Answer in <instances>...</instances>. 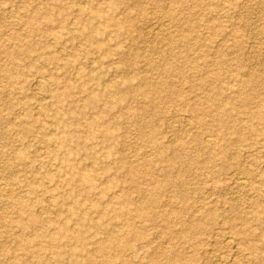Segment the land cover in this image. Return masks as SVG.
Here are the masks:
<instances>
[{"label": "rangeland", "instance_id": "rangeland-1", "mask_svg": "<svg viewBox=\"0 0 264 264\" xmlns=\"http://www.w3.org/2000/svg\"><path fill=\"white\" fill-rule=\"evenodd\" d=\"M170 37L177 40L171 48ZM249 73L264 79V0H0V177L14 184L0 193V264H72L70 247L95 264H264V145L257 143L264 111L250 118L256 101L264 109V81L245 83ZM38 76L46 78L42 88ZM215 88L222 124L208 99ZM253 93L259 96L248 108L227 103ZM148 99L155 103L144 109ZM141 122L152 123L155 136L149 128L140 135ZM103 129L123 145L103 146ZM196 133L211 135L213 148L192 142ZM155 140L172 145L191 170L168 172L174 186L158 193L143 222L135 212L144 197L134 186L164 180L165 165L149 166L135 184L119 157L148 159ZM207 151L217 155L207 159ZM88 171L96 176L95 193L71 180ZM234 172L247 188L229 180ZM107 177L116 181L111 193L126 195L125 209L98 192ZM171 205L189 207L175 229L201 221L184 238L153 224ZM20 213L40 220L23 230ZM130 222L147 235L132 242L133 254L109 263L96 256L90 226L124 231ZM223 232L235 233L253 254L242 258L224 244Z\"/></svg>", "mask_w": 264, "mask_h": 264}, {"label": "bare ground", "instance_id": "bare-ground-1", "mask_svg": "<svg viewBox=\"0 0 264 264\" xmlns=\"http://www.w3.org/2000/svg\"><path fill=\"white\" fill-rule=\"evenodd\" d=\"M174 16L175 15L170 14V18L171 19H174L173 18ZM161 26H163V25H161ZM251 29H253V28H251ZM254 31H255V29H254ZM255 34L256 33H254V35ZM168 41H169L168 44H169L170 48H171V46H173L177 42L175 37L168 38ZM9 56H12V55H9ZM219 62H222V59H219ZM216 74H218V73H216ZM248 77L249 78H248V80H245V83H247L249 85H252V84L256 85L258 82L260 83V82L264 81L263 78H260V76H258V75L255 76L254 73H249ZM44 78H45L44 76H38V78L35 80V83H36V85L38 87H41V88L43 87L44 83L42 82V79H44ZM205 79L206 78L204 77L203 81ZM211 80L213 81V83L214 82L216 83L218 81L217 78H214V79H211ZM211 80L208 79V82H210ZM205 82H207V79L205 80ZM256 88H257V86H256ZM159 89H160L159 86L158 87L157 86H153L152 92L154 94H157ZM216 90H218V89L215 88L214 94L211 97H209L208 99H209V102H212L213 105L217 104V108L220 110L219 114H221V115L216 120H217V122L219 124H222L224 122V119H223L224 118L223 117L224 114L223 113H224L225 110L223 109V105L221 103L222 100H220V97H219V91L216 92ZM39 92H40V90H39ZM143 94H145V93L143 92L142 95ZM254 94L255 93L250 94L248 96L247 95L243 96L241 94L239 96H235V97L229 98L227 103H229L231 106H237L238 107V105H239V107L248 108V105L250 104V100L252 98H254L255 96H257L258 93H256L255 95ZM258 96H259V94H258ZM261 97H263V96H261ZM122 100L123 99L121 97L116 98V102L117 103H121ZM154 100L155 99H151V100L148 99V102L146 103V106L144 107V109H146L147 107L153 106L154 103H155ZM256 104H257V107L259 108V110L256 109L257 111L255 110V112L251 113L250 118H252V119H259L261 117V115H262V110L264 111L263 107H261L260 100L256 101ZM198 108L199 107H197L195 109H198ZM117 119H118V117H117ZM186 121H187V119H186ZM188 121H189V119H188ZM189 122H191V121H189ZM136 126L139 129L140 135H145L146 134L145 133L146 129L149 128L150 132L148 134L151 135L152 137L155 136V132H156L155 130L156 129L154 128L152 123L150 124L148 122H141L140 124H138ZM31 128H32V126L29 125V127H27L26 130L27 129L29 130ZM251 130L254 131L253 125L251 126ZM112 133H113V131H109L108 129H103V130H100L98 132L97 138H99L101 140V142L103 143V146H104V144H106V145L108 144V146L113 145L115 147V146L118 145V143L120 145H123V143H122L123 141H119V142L118 141H114L115 139H114V135ZM260 135H261V137L258 139L257 143H259L261 145H264V129L262 130V134H260ZM92 136H93V134H92ZM153 139H155V137ZM213 141L214 140L211 138V135H208V134H205V133H203L202 135H201V133H196L192 137V142H194L196 145H199L200 147L208 149V151H209L210 147L214 144ZM152 144H153L152 146L154 147L155 153H154V155L152 157H149L148 159L141 160L137 156H135L132 159L131 163H130L129 161L126 162V160L129 159L126 156L121 155L119 157V160L122 163H128V166H127V168L125 170V173H126V176H128L130 180H134V181H131V182H134L135 184H136V180H135L136 178H138L139 176L144 175V174L148 175V173H146V172H147V168L149 166H154V165H157L159 163H163L165 165V170L162 173V176H163L164 180H157L156 178L152 177V178H150V187H148V188H144V187L142 188L141 187L140 188L139 187L140 185H138V184H136L134 186L135 188L139 189L140 193H142L143 197H144V201L137 206V209H136V212H135V216L137 218L142 219L143 222L147 221L145 219V217H146L145 216V209H147L151 205L153 206V205L159 203L158 193L167 192V191H169V189H171V187L174 186V184H172L173 181H171V178H170V175H169V173H172V172H170V170L171 171L174 170L175 173H177V174L181 173V172L182 173L183 172L186 173V172L191 170V166L190 165L184 164L182 161H180L182 156L173 149L172 145H169L167 147L166 146H158L156 140L153 141ZM105 148L107 150H109V151H111V149H112V148L107 147V146H105ZM211 148H213V147H211ZM167 149L170 150V154H167ZM221 150H222V153H224V148L223 149L220 148L219 152H221ZM109 151H107V153H109ZM208 151H207V153H208ZM144 154H146V153H144ZM214 155H217V154L214 153V152H209L208 155H207V159H213ZM18 156L20 157V155H18ZM144 156H146V155H144ZM92 159L93 158L90 157V160H92ZM179 162H181V163H179ZM237 172H239V171H237ZM95 177L96 176L94 174V171L93 172H89L88 171V172H80V173H78V176L77 177H72L71 180L74 179L77 184H80L82 186H86V187H88V189L90 191L91 190L94 191L95 190V188H94V180L96 179ZM104 179H105L104 187H102L98 192L101 195H103V196L107 195L108 198L111 201L115 202V204H119V206H121L122 209H125L126 206H127V203H128V199L126 198V195H124L123 197H117V195H116L117 193H111V187H112L111 184L115 183L116 181L113 178L108 179V177L104 178ZM229 180L234 181L233 183L236 184V186H238L239 188L240 187L241 188H247L249 186V183L247 182L248 180H246L245 178L239 177V175H237L236 172L230 174ZM36 183H37V181H36ZM174 183H175V181H174ZM13 185H14L13 183H8L6 180L4 181L3 177H0V193L7 192L9 189H11V187ZM35 185H36L35 182H33L31 185H29L28 189L31 188V190L33 191L35 189V187H34ZM178 187L180 188L182 186L178 185ZM90 191L89 192L87 191V193L89 194ZM95 192L96 191H94V193ZM184 196H185V193L181 192L180 197L184 198ZM171 209L172 210L170 211V214L166 215L165 213H161L159 215V220H153V224L157 223L158 225H161L166 233H174V234L175 233H180L179 235H181L184 238V237L187 236L185 234L187 232H189V229H192L191 227H193L194 225H197V224L199 225L200 222H201V221H197V220H195V221L194 220H187V224H188L189 227L188 226L187 227L186 226H184V227H180L179 226V228L175 229L177 224H181L179 222V220L181 219V217H183V215L185 214V211L188 210L189 207H186V206L177 207L176 205H171ZM19 212H21V211H19ZM71 216H74V215L71 214ZM114 218L117 219L116 216L113 217L112 219L115 220ZM207 218H208V216L204 217L205 220ZM39 220H40V218L38 216L34 215V214H31L29 216V218H23L22 214L20 213L17 222L20 224V226L22 227L23 230H29V229H33V227L35 226V224L37 222H39ZM79 220L82 221L83 217H80ZM124 226L126 227V230H124V231L123 230L122 231H118V230H115V229L111 230L107 226H100V224L99 225L96 224V225L90 226L94 230V233L96 235L94 237H97V238H94V241L92 242V245H93L92 249L96 253V256L102 257L103 261L108 262V263L111 261V259H114L115 257L120 258L122 256H131L133 254L132 242H134V243H135V241L136 242L137 241L138 242H143L144 240L147 239V235L145 234V232H143V230H140L141 228H137V226L134 223H132V222L126 223ZM109 231H111V233ZM62 232L64 234H66L67 229H65V230L62 229ZM229 233L230 234H228L227 232H223L222 233V238H223L224 244L226 246H228L230 248L232 247V248L237 249L238 252L242 254V258L247 256L248 254H253L252 252H247L246 251V250H250L251 251L252 250L251 247H249V248H248V246L241 247V245L239 243V240H238L237 236L235 235V233H231V232H229ZM101 234L102 235L105 234L106 236H100ZM97 235H99V237ZM213 235H214V233H213ZM35 236L37 238L38 236H41V235H37L35 233ZM212 237H214V236H212ZM256 237H259V235L256 236ZM20 238H21L20 242L22 241L24 243V246H29L30 240H28L26 238H22V237H20ZM81 241L82 242L84 241L83 236L81 238ZM18 243H19V241H18ZM0 246H1V244H0ZM83 250L84 249H82L81 251H83ZM68 251H69V255L71 256L70 259H71V263L72 264H95L96 263L94 257H92V256H87V258L84 261L80 260L78 258V255H77L78 254L77 252L80 251V250L75 248V247L74 248L70 247V249ZM181 252L182 251L178 250L177 253H176L177 255L175 254V257L180 258L182 256ZM210 253H211V251H210ZM214 253H216V251ZM18 254H20V253H18ZM219 254H221V253H219ZM58 255H60V253H58ZM58 255L56 254V257L58 258V260L60 262L61 258ZM15 256H16V254L14 255V259H16ZM220 256H222V255H220ZM234 259H236V258L234 257ZM218 260H220V259H218ZM169 261H170V259H169ZM169 261H167V264H172V263H169ZM23 264H27V263L25 262Z\"/></svg>", "mask_w": 264, "mask_h": 264}]
</instances>
